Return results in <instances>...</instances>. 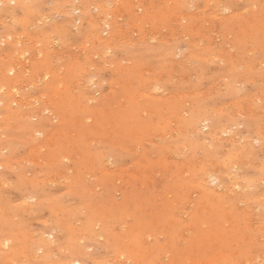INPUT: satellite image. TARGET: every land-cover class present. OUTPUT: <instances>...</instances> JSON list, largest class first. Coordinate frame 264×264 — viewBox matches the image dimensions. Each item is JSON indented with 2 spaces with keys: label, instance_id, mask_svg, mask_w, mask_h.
I'll return each instance as SVG.
<instances>
[{
  "label": "rangeland",
  "instance_id": "rangeland-1",
  "mask_svg": "<svg viewBox=\"0 0 264 264\" xmlns=\"http://www.w3.org/2000/svg\"><path fill=\"white\" fill-rule=\"evenodd\" d=\"M0 264H264V0H0Z\"/></svg>",
  "mask_w": 264,
  "mask_h": 264
},
{
  "label": "bare ground",
  "instance_id": "bare-ground-1",
  "mask_svg": "<svg viewBox=\"0 0 264 264\" xmlns=\"http://www.w3.org/2000/svg\"><path fill=\"white\" fill-rule=\"evenodd\" d=\"M108 50H110V49H108ZM107 50V51H108ZM15 71V69H10L8 72L10 73V72H14ZM13 95H14V93H13ZM14 97H16V96H14ZM14 101V100H13ZM14 103V102H13ZM10 104V103H9ZM24 115V114H23ZM34 134V133H33ZM155 138V137H154ZM149 236V235H148ZM120 257V256H119Z\"/></svg>",
  "mask_w": 264,
  "mask_h": 264
}]
</instances>
